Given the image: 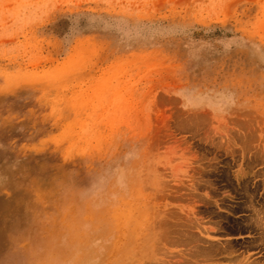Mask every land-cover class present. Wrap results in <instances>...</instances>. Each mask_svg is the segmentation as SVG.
<instances>
[{
	"label": "rangeland",
	"instance_id": "rangeland-1",
	"mask_svg": "<svg viewBox=\"0 0 264 264\" xmlns=\"http://www.w3.org/2000/svg\"><path fill=\"white\" fill-rule=\"evenodd\" d=\"M261 222L264 0H0V264H264Z\"/></svg>",
	"mask_w": 264,
	"mask_h": 264
},
{
	"label": "bare ground",
	"instance_id": "bare-ground-1",
	"mask_svg": "<svg viewBox=\"0 0 264 264\" xmlns=\"http://www.w3.org/2000/svg\"><path fill=\"white\" fill-rule=\"evenodd\" d=\"M259 217H260V216H259ZM259 219H260V218H259ZM261 220H262V219H261ZM261 220H258V222L261 221ZM262 221H263V220H262ZM261 223H262V222H261ZM262 224H263V223H262ZM254 225H255V224H254ZM246 226H247V225H246ZM263 226H264V224H263ZM256 227H257V226H256ZM261 228H262V227H261ZM261 228H260V229H261ZM258 229H259V228H258ZM260 234H261V233H260ZM260 236H261V235H260ZM263 236H264V235H263ZM261 239L263 240L262 236H261ZM256 243H257V241H256ZM263 243H264V242H263ZM247 261H248V260H247ZM253 261H254V260H253ZM253 261H252V262H253ZM254 262H255V264H256V260H255ZM254 262H253V264H254ZM247 263H248V262H247ZM249 263H250V262H249ZM258 263H259V262H258ZM250 264H251V263H250Z\"/></svg>",
	"mask_w": 264,
	"mask_h": 264
}]
</instances>
